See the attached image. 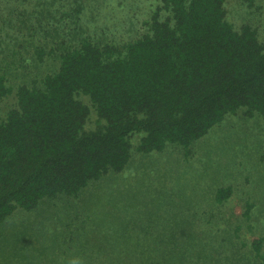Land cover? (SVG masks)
<instances>
[{
  "label": "rangeland",
  "instance_id": "374dc122",
  "mask_svg": "<svg viewBox=\"0 0 264 264\" xmlns=\"http://www.w3.org/2000/svg\"><path fill=\"white\" fill-rule=\"evenodd\" d=\"M24 1L0 0V29L16 37L2 40L0 32V66L14 87L3 114L16 103L19 84L58 69L62 43L88 36L122 44L141 36L160 8L168 13L164 0ZM225 7L236 28L249 23L264 38V0H225ZM40 44L43 61L35 54ZM78 97L91 110L85 130L96 129V107ZM143 135H132L123 171L92 181L78 197L17 207L0 223V264H255L239 254L264 237V115L229 112L189 147L141 152ZM228 185L230 198L218 202L217 189Z\"/></svg>",
  "mask_w": 264,
  "mask_h": 264
},
{
  "label": "trees",
  "instance_id": "16d2710c",
  "mask_svg": "<svg viewBox=\"0 0 264 264\" xmlns=\"http://www.w3.org/2000/svg\"><path fill=\"white\" fill-rule=\"evenodd\" d=\"M164 6L168 13L162 16L160 8L141 36L122 44L86 36L78 44L62 43L59 54L51 46L58 69L19 84L16 103L4 114L14 87L0 66V223L17 207L35 208L44 197H78L92 181L123 171L135 133H144L141 152L168 143L189 147L229 112L264 115L258 29L249 23L236 28L225 0H164ZM5 30L2 40L16 38ZM45 50L35 47L37 60H44ZM80 93L97 109L94 130H85L91 110ZM231 194V185L222 186L216 199ZM246 206L250 217L252 206ZM251 246L241 260L250 255L264 264V237Z\"/></svg>",
  "mask_w": 264,
  "mask_h": 264
}]
</instances>
